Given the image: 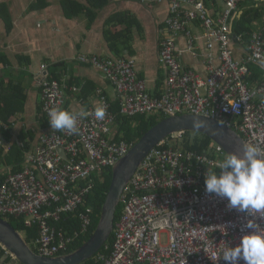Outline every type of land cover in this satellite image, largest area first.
I'll list each match as a JSON object with an SVG mask.
<instances>
[{
  "label": "built area",
  "instance_id": "obj_1",
  "mask_svg": "<svg viewBox=\"0 0 264 264\" xmlns=\"http://www.w3.org/2000/svg\"><path fill=\"white\" fill-rule=\"evenodd\" d=\"M221 1L224 10L214 17L203 0H141L143 4L170 3L159 56L167 79L158 96L138 80L133 58L80 55L77 61L100 71L110 81L124 117L204 116L228 126L264 152V77L251 81V67L264 68V26L252 35L247 57L237 59L232 41L235 39L241 49L243 36L233 35L230 20L239 6L250 0ZM197 22L208 39L207 78L177 59L179 37H191L187 26ZM189 44L192 50L191 38ZM215 47L218 61L214 60ZM3 69L0 66V72ZM61 75L56 80L49 75V65L41 66V106L48 121L50 109H66L69 93L81 92L82 86L70 85V74ZM98 100L106 109L103 120L96 119L94 107L83 108L84 100L79 99L81 107L73 112L86 111L89 115L78 118L77 132L52 129L41 134L37 146L25 152L22 170L7 173L0 182V217L7 221L22 219L26 228L36 226L38 234L30 244L20 233L41 256L67 254L77 239L89 233L94 212L81 208L96 181L104 182L106 172L132 147L127 142H112L117 126L112 103L101 91ZM185 135L182 131L166 138L146 156L124 190L113 243L95 255L97 264H229L222 258L223 252L237 246L241 237L252 231L247 228L249 220L264 231V213L249 215L229 209L226 198L206 192V172L219 171L217 165L222 159L186 150ZM14 145L10 139L5 142L7 155ZM218 152L224 155L219 146ZM63 216L80 221L81 231L74 237L57 226ZM238 264L245 261L240 259Z\"/></svg>",
  "mask_w": 264,
  "mask_h": 264
},
{
  "label": "crops",
  "instance_id": "obj_2",
  "mask_svg": "<svg viewBox=\"0 0 264 264\" xmlns=\"http://www.w3.org/2000/svg\"><path fill=\"white\" fill-rule=\"evenodd\" d=\"M106 1L107 5L103 9H92L95 16L90 21L87 14L67 15L65 7L66 2H76L90 8L87 0H0V53L9 61L8 69L3 67L0 78L3 77V73L7 75L9 70L12 78L17 82L20 80L27 89L24 112L11 119L10 128L0 123V149L6 156L8 155L4 144L8 138L17 147L31 141V147L34 148L40 135L52 130L48 119H43L45 115H40L42 110L40 70L43 64L49 65V72L56 65L64 66L61 71L65 69L64 71L76 79L75 82H82V87L86 85L89 89L85 93L86 95L90 93L87 98H80V93L70 92L67 110L72 112L79 110L81 107L78 104L79 99L84 100L83 108L100 107L99 91L103 92L112 104L119 103L115 87L104 74L77 61L80 55L117 58L110 48L107 36L110 31L117 33L124 30L125 26L113 28L107 25L108 20L115 14H131L139 24V27L132 30L130 49H122L123 57L135 60L138 76L144 80L152 94L158 96L165 89L167 70L161 65L159 56L160 43L165 37V21L170 13V3L143 4L141 0ZM203 1L214 17L224 10L221 0ZM252 10H258L263 14L262 19L253 24L255 33L264 26V0H250L240 5L235 16L236 19H241L246 12ZM187 31L191 37L186 34L179 37L177 59L187 69L207 78L209 50L206 33L199 22L189 24ZM190 38L194 46L192 50ZM234 48L238 50L235 53L236 58L244 59L247 50L237 46ZM213 54L214 60L218 61V47L213 49ZM5 126L7 130L4 129ZM118 128L116 126L114 133ZM23 136H27V139L24 140ZM12 168L5 161L0 172L2 178L12 172ZM0 264H4L3 259L0 260Z\"/></svg>",
  "mask_w": 264,
  "mask_h": 264
},
{
  "label": "trees",
  "instance_id": "obj_3",
  "mask_svg": "<svg viewBox=\"0 0 264 264\" xmlns=\"http://www.w3.org/2000/svg\"><path fill=\"white\" fill-rule=\"evenodd\" d=\"M88 4L91 6L88 8L87 6L79 5L76 2H66V12L69 16H77L81 14H87L92 21L95 13L92 9H103L107 5L106 0H87ZM262 12L258 10H252L246 12L241 19H236V17L230 20L231 31L234 36H243V48L247 49L251 37L253 33V24L262 19ZM107 25L113 26L116 28L117 26H125L124 30L120 32L113 33L109 32L107 38L110 44L111 50L117 55V58L124 59L122 49H130V45L132 43V30L134 27H139V24L135 21V18L131 14H115L112 18H110L107 22ZM237 49H235L236 51ZM238 51V50H237ZM102 58V57H101ZM106 59V58H103ZM9 61L0 53V66L7 68ZM88 66V65H87ZM64 67L62 65H56L49 72V75L52 76L56 80L61 79V73L66 71H61V68ZM65 68V67H64ZM8 69V68H7ZM251 71L253 73L251 77V81L258 80L264 77V68L259 66H252ZM61 72V73H60ZM11 73V72H10ZM7 72V75H4L0 78V123L3 125H7L9 128L12 125L11 119L14 118L18 113H22L25 110V103L27 101V89L22 84L20 80L18 82L12 78L13 76ZM60 73V74H59ZM9 77L7 78L6 76ZM72 80L70 81V85H78L82 86V82H75L76 79L71 75ZM8 79V81L6 80ZM139 78V76H138ZM138 80H141L140 78ZM144 81V80H141ZM89 89L87 86H83L80 92V98H87ZM92 92V90H91ZM92 94V93H91ZM121 105L120 103L112 104V112L116 116L118 130L114 133L112 142L120 144L122 142H127L128 144L135 145L138 140L153 126L158 124L161 120L166 119L163 117L162 119L159 117L147 118L144 116H138L135 118L124 117L120 114ZM43 111H40V115L43 116ZM46 118L45 116L43 119ZM46 121V120H45ZM135 125V127L133 126ZM9 139V138H8ZM23 139L26 140L27 136H23ZM215 143L206 137L205 135L195 133V132H186L185 140L183 141V147L189 151H195L199 154H207L215 159L223 157H218L216 153L217 146L214 147ZM32 143L25 142V148L22 149L17 146H13L12 151L8 156H6L3 150L0 149V172L2 169V165L6 161L9 166H12L13 173H17L22 170V164L25 161V152L29 151ZM224 155H226L223 152ZM227 156V155H226ZM219 172V171H217ZM2 174V173H1ZM6 177V175H5ZM4 177V178H5ZM105 180L102 182L101 180H97L95 184V188L93 193L87 198L86 205L81 208V211H86L87 209H92L93 213V225L86 236H81L77 239L70 247L67 253L74 252L81 246H83L86 242L90 240L93 236L98 222L100 220L104 203L106 201L107 194L109 192L110 184L112 181V170H109L105 175ZM0 175V182L4 179ZM122 214V204L119 205L115 223H117ZM9 222L12 226L19 232H22L25 235L27 242L30 244L33 239L37 237L38 228L35 226L33 228H26L23 224L22 219H10ZM58 227H64L69 231V236L74 237L76 231H81L80 221L78 219H74L73 217L68 218V216H63L62 221L57 224ZM114 239V235H112L108 244H112ZM32 248V247H31ZM34 249V248H33ZM5 256V251L0 246V260H2ZM9 263V259L6 261V264ZM83 264H97L95 257L86 261Z\"/></svg>",
  "mask_w": 264,
  "mask_h": 264
},
{
  "label": "water",
  "instance_id": "obj_4",
  "mask_svg": "<svg viewBox=\"0 0 264 264\" xmlns=\"http://www.w3.org/2000/svg\"><path fill=\"white\" fill-rule=\"evenodd\" d=\"M233 47L237 46L235 39ZM205 126L194 127V121ZM195 132L205 135L219 146L226 155L239 154L248 144L237 132L212 118L185 114L160 121L148 130L131 150L112 168V181L103 206L97 228L88 242L74 252L55 257H44L30 248L10 222L0 217V245L14 255L15 264H83L92 259L111 239L118 207L124 190L142 165L149 152L161 141L179 132ZM65 156L64 151L60 150ZM7 256L3 259L6 260Z\"/></svg>",
  "mask_w": 264,
  "mask_h": 264
},
{
  "label": "clouds",
  "instance_id": "obj_5",
  "mask_svg": "<svg viewBox=\"0 0 264 264\" xmlns=\"http://www.w3.org/2000/svg\"><path fill=\"white\" fill-rule=\"evenodd\" d=\"M88 115L86 111L77 113L59 108L48 111L51 128L68 133L77 132L78 118ZM94 115L96 119L103 120L106 109L103 106L96 107ZM193 123L197 129L205 126L202 121L195 120ZM217 166L219 172H206V192L226 198L229 209L249 215L264 213V152L255 145L245 144L241 153L227 155ZM247 228L252 231L244 234L237 246L224 250L222 258L229 264H238L240 259H243L245 264H264V231L259 230L252 220L248 221ZM3 250L7 256L6 260L3 259L4 264L8 259V264H12L13 259L7 254L8 251Z\"/></svg>",
  "mask_w": 264,
  "mask_h": 264
},
{
  "label": "rangeland",
  "instance_id": "obj_6",
  "mask_svg": "<svg viewBox=\"0 0 264 264\" xmlns=\"http://www.w3.org/2000/svg\"><path fill=\"white\" fill-rule=\"evenodd\" d=\"M133 126L135 127V125H134V124H133ZM117 127H118V126H117ZM213 146H214V147H216V145H215V144H214ZM217 156H218V157H220V152H218V153H217ZM221 157H223V158H224V157H226V155H223V156H221ZM12 264H13V260H12Z\"/></svg>",
  "mask_w": 264,
  "mask_h": 264
}]
</instances>
